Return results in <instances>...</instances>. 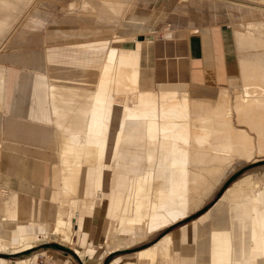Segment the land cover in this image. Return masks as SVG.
<instances>
[{"label":"crops","instance_id":"0c3cea01","mask_svg":"<svg viewBox=\"0 0 264 264\" xmlns=\"http://www.w3.org/2000/svg\"><path fill=\"white\" fill-rule=\"evenodd\" d=\"M77 1L79 0H38L34 6V11H37L44 17H52L53 14L50 13V10H52L53 4H57L60 10L65 8V10L77 12V9L70 8V3ZM137 1L135 0V2ZM177 5V20L168 19L169 21H166L169 25V33H167L169 36L166 37L165 30L154 37L148 34L145 35V33L141 36L139 35V38H141L139 49L140 67L144 75H149L150 71L152 72L150 73V79L154 80V88H157L158 85L164 86L165 84L179 85L180 89L187 88L182 90L187 93L190 113L196 117L212 118L225 95L230 100L234 96L233 94L239 93V90L242 89L245 83H251V86L263 84L264 78L262 77V73L264 74V70H261V68L263 67L264 69V34L259 31H263L264 33V30H261L259 27L258 31L257 29H252L253 31L250 32L251 28L246 25L252 23V21H248L245 23L246 25L241 26L229 18L218 19L216 14L215 17L212 14V11L215 9L212 7L208 8V13L203 8L201 16L197 19L185 18L188 15L186 10L192 9L188 8L190 4L178 2ZM192 7L195 8V6ZM165 11L169 12L162 8L161 12L164 13ZM71 13L69 12L68 14ZM121 15L120 11L115 16L109 14L107 16L100 15L102 17L92 16V18L94 22H98L99 17V21H104L103 18L105 17V21H107L108 17L115 18L117 16L115 20L119 22L117 18L121 17ZM74 19L69 15L66 16L65 27L67 29L77 24ZM89 20L90 16L84 18L82 26L85 28H81L82 33L88 30ZM117 22L115 21V23ZM135 22L138 21L136 20ZM163 24H165L164 20L162 21ZM247 30L249 32L246 33ZM254 31L260 34H254ZM134 38V40L137 39L136 37ZM122 39L126 40L125 37L115 34L106 38L83 39L60 44L55 47L49 46L46 51V64L42 72L28 67L19 68L8 65L6 67L0 63V239H11L12 236L18 238L34 235L41 231V226L44 224L51 225V228H53L54 225L52 224L56 223L60 215H63V218L66 219L70 214H73L74 209L70 206V200L65 199L62 194L65 186L63 187L64 182L60 178H63L64 174L62 173H64V168H60L62 166H59L61 165L59 161L62 165L64 163L60 158L59 151H62V156H67V153L69 156H74L72 153L69 154L67 148H64L67 146L65 145L67 143V147L71 148V145H69L71 142L67 141L74 140V137L78 141L80 139L87 140L88 135L85 133L87 124L90 122L89 114L93 108L92 106H94L93 95L96 93L94 89L96 91L99 90L98 87L101 84L99 82L104 75V66L107 65L108 58L112 53V46H118L122 42ZM260 39L263 40H261L262 44L260 43ZM134 40L131 41L132 47L135 46ZM256 43H259L261 46H258L259 44ZM119 52L117 55H121ZM260 54L261 56H259ZM244 57H246V60ZM241 61L246 62V67L251 63V67L246 68V70L253 68L251 69L253 72V70L259 68L263 72L260 73L257 69V71H254L255 73L257 72L256 75L253 73L254 76L248 73L251 78H254L251 81L248 74L246 75L245 69H242L245 68V66L242 67L245 64ZM252 64L253 66H257V68L255 66L254 68ZM258 64L261 68L258 67ZM89 69H94L95 71L94 77L91 80L87 79ZM116 70L117 75L116 73L115 75L118 76V84H114L110 90L114 91L113 101L117 106V104H125L126 100L125 95L122 93L120 82V74L122 75V72L121 69L116 68ZM144 71L148 74L144 73ZM242 75L244 78H242ZM246 76L249 78L248 80ZM255 76H257V80ZM259 76L263 80H261L262 78L259 79ZM258 79L261 81H259L260 83ZM253 81L257 84L253 83ZM184 85H187V87H184ZM135 95L131 94L128 96L130 105L137 102L138 96ZM119 96L122 97L121 100H119ZM71 113L74 118H72ZM118 116L117 119H120L119 114ZM68 117L71 119L69 120ZM113 121L110 123L111 138L120 120H117L114 126ZM65 126L68 127V130ZM58 127H62L63 129L60 128V130H63V132L59 131ZM66 132L70 134L68 137ZM73 135L76 136L73 137ZM78 135L79 137H77ZM84 135L87 137L84 138ZM110 137V145L108 143L110 151L107 150L105 153V155L108 153L109 157L112 156L110 146L113 141ZM143 139L144 137L141 138V140ZM60 140L63 141L61 142ZM82 140L79 142L85 141ZM62 143L65 144L63 145ZM84 143L86 141L77 146L75 154L78 153V156L94 155L93 157L100 155L98 147H89L90 150L87 148V143L86 145ZM44 147L55 148L56 159L54 161L51 159L50 154L43 150ZM65 149L67 150L65 151ZM142 149L146 150V147ZM74 150L76 151L75 148ZM79 150L81 151L79 152ZM197 151L199 152L200 150L193 149V151L190 150V153L195 154L196 152L197 154ZM192 153L190 154L191 157L189 155V161L191 162L193 158V163H189L188 174H190V170L194 174L196 172L195 169L199 167L201 168L200 171L198 168V173L194 174L196 178L200 172L204 171L200 165L202 152H199V155L197 154L200 158L196 154L194 158V154ZM57 158H60V160ZM105 162L110 164L109 162L111 161L108 159V161L104 160ZM60 171L62 172L60 173ZM106 174L108 175L107 180L111 182L107 180L106 183L104 182ZM190 176L188 178L189 180L191 179L190 182L188 180V188L190 190L194 188V192L193 190L188 191L191 194L188 195L190 196L191 206H189L187 217L194 215V218L188 219L189 221L185 222L184 220L187 217H184L180 221L177 220L175 223L172 222V224L155 231V234L162 231L155 238L156 242H152L151 246L141 251H138L139 249L125 251L127 246H134L147 237L140 234L137 230L135 231V235L139 237L132 236L131 238V235H124L121 241L117 237H121L122 235H116L119 220L123 217L130 218L133 215L132 197L137 186V176L130 175L126 179L114 181L112 171L105 172L101 187L103 193L109 195L110 199H103L104 203L101 209L97 205L98 201L90 205L89 200H83L84 204L79 207L72 220L75 234L73 240L77 242L81 251L84 252L85 259L95 261L92 264H151L148 260L139 259L138 254L152 248L166 236L168 238L170 236L171 245L169 244L167 251L162 252V254L159 253L154 264H264V227L263 225L261 226L260 218L252 207V198L249 196L243 197L241 201H235L232 205L219 207V200L222 199L226 190L216 203L204 212L212 204L204 206L206 199L211 197L213 191H211L205 200L202 197L198 198L196 196L199 194H201L199 196H202V188L200 189V187L203 184L204 186L202 187H207L209 184H211L209 186L213 187L212 183L206 185L208 181L200 179L202 175L197 180L194 176ZM192 182L195 184L193 183V185ZM209 182H211V179ZM197 185L200 186L197 187ZM82 187L85 188L86 198H92L94 185L88 183L85 186L82 185ZM190 187L193 188L191 189ZM196 187L198 190H196ZM112 188L115 190H112ZM118 189L124 190L122 191V197H119L116 208ZM196 191H199L197 192L199 194ZM62 198L63 200H61ZM127 198H129L128 204L126 203L122 208L123 199ZM191 199L197 201L193 202L194 200L192 201ZM199 200L203 203H200ZM66 202L68 205L70 204V208ZM58 204L62 205L59 206ZM192 206L195 207L191 210ZM199 207L201 209L198 210ZM195 208L197 209L195 210ZM97 209H99V212ZM109 210L115 211L116 218L112 222V225L107 226L102 216L108 213ZM216 210H218L217 213L215 212ZM68 212L70 213L68 214ZM96 212H98L97 216H95ZM214 212L219 216H216ZM64 215L66 216L64 217ZM206 215H209V219ZM202 217L205 219H202ZM214 225L215 227L217 226V229H215ZM51 228L50 230H52ZM113 235L114 238H112ZM215 235L220 237L214 239L216 238ZM213 236L215 237L213 238ZM221 237L224 238H222L224 241ZM60 248H62L60 251L64 255L57 254L56 259L59 264H84L72 248H66L63 245ZM161 249L164 250L163 247ZM224 253L229 254V256L227 255L226 257L225 254L224 257ZM167 254V257H163ZM67 255H71L73 258L70 259ZM2 256L5 258L0 257L3 261L0 264H9L10 258L13 257L8 254H2ZM17 264H20L19 260Z\"/></svg>","mask_w":264,"mask_h":264},{"label":"bare ground","instance_id":"6f19581e","mask_svg":"<svg viewBox=\"0 0 264 264\" xmlns=\"http://www.w3.org/2000/svg\"><path fill=\"white\" fill-rule=\"evenodd\" d=\"M32 1L33 0H0V44L4 43V40L6 41V38L11 31L13 32L16 24L19 22L21 17L24 15L26 10H28V7L32 3ZM132 2L133 0H79L75 3L74 2L70 3L71 4L70 8L77 9L78 13L79 12L87 13L90 16L92 15L95 17H98L100 15L107 16L109 14L115 16V14H117L120 11L122 14L125 13L127 9H129ZM261 2H264V0H262ZM261 2H258V3L263 5ZM260 4L258 5L260 6ZM100 17L98 18L99 20H100ZM105 18H103L104 22H106ZM108 18L111 19V17H108ZM115 21L117 22V20ZM262 21L264 22V20ZM260 24H262L260 21H256L253 23H248L247 25L245 24V25L251 28V30L248 29L249 27L247 28L251 32L253 31L252 29L254 28L256 29V27H259ZM248 30L246 31V33L249 32ZM258 30L259 29H257V31ZM84 32H87V31H84ZM237 32H240V31H237ZM259 32L264 34L263 31H259ZM259 32L254 31V34L256 33L257 35H259L260 34ZM165 35L166 37L169 36V34H165ZM256 37L257 36H255V38ZM256 39H258V37ZM261 40L262 39H260V41ZM244 41H245V37H244ZM248 41L250 40L248 39ZM262 41L260 42L261 44H262ZM125 42L126 41L122 39V42L118 46H115V47L112 46V53L109 56L108 61L106 60L107 65L104 66L105 67L104 75L101 81L99 82V84L101 83L100 86L97 83V85L99 86L98 87L99 90L96 91L94 89V91L96 92V93L94 92L95 95H93L94 96V106H92L93 108L91 109L90 114H89L90 122L89 124H87L88 125L87 129L85 128L86 129L85 134L88 135V138L87 140L86 139H83V140L86 141L88 145L87 148L98 147L99 148L98 151L100 155L93 157L94 155L93 156L92 155L91 156H80V155L78 156L77 155L78 153L75 154L77 152V148H78L77 146L85 142L82 139L80 140H82L83 142H79L80 140L78 141L76 137H74L77 134L73 135L74 140L72 139V140L67 141V142H71V144H69L71 145V148L67 147L68 146L67 142H66L67 144L64 143L65 145H67L66 147L63 146L64 145L63 143H62L63 145L60 144L64 148L68 149L69 154L70 153L74 154V156L73 155L69 156L67 153V156H62L61 155L62 151H59L60 158L62 162L64 163V165H62L60 161H59V164L61 165L57 163L59 166H62L60 167L61 169L64 168V173H62L64 174L63 178H60L63 180L65 184V185L63 184V187L64 186L65 187L64 188L62 187L63 188L62 194L65 199L70 200L71 205L70 204L69 205L72 206L74 209L73 214H70L69 217L66 219L63 218V215H60L59 217L57 215L58 218H57L56 223L52 224L54 225L53 228H51V225L44 224L41 226V231L34 235L23 236V237H18V238H15L12 236L11 239H0V254H8V251L13 252V250H16V252L14 251L15 253H21V254L26 253L28 251H32L38 247V244L41 241L44 242L45 236L51 233L50 236H55L57 238L56 241L58 239L61 241H66V244L64 243L65 246L69 245V248L73 249V251L84 262V264H92L95 261L91 259H85L84 252L81 251V249L77 245V242L73 240V237H75V234L73 230L74 226H73L72 220L75 216V213L79 210V207L84 204L83 200L85 201L89 200L90 205H92L99 200H103L104 198L110 199L109 195L103 193L102 187H101L102 186L101 183L103 182V176L105 172L108 173V171H112L114 181L115 180L117 181L118 179L119 180L126 179L130 175L137 176V181H136L137 186L133 192V197H132V205L134 208L133 215L130 218H125V217L121 218L119 220V224H117L118 228L116 230V233H117L116 235L117 236H119L120 234L122 235L121 237H117V239L119 238L122 241L123 239L122 237H124V235H131L130 236L131 238L132 236L136 237L137 236L135 235L136 230L140 234L145 235L146 237L148 234L155 233V231H158L159 229H162L172 224V222L175 223V221L177 220L180 221V219L187 217L189 213V206H191L190 199H189L190 196H188L191 194L188 193V191L193 190L194 192L193 187H190L191 189L193 188L192 190L188 188L189 187L188 178L190 174L194 176V174H197L198 170L200 171L201 169L199 167H198L199 169L197 168L198 170L195 169L194 167L195 165L193 164L194 166H192V168L194 167L193 169H195L197 173L193 171L195 172L193 174L191 173V170H190V174H188L189 167H190L189 163H193L192 162L193 158L191 159V162L189 161L191 157L190 154L192 153V152L190 153V150L193 151V149L194 150L198 149L200 150L199 152H201L202 150L203 153L200 156L201 158L198 156L199 152L197 151L198 155L195 152V154L200 158V161H202V163L203 162L206 163L207 158H208L206 165L211 163L208 166H213V165L216 166V168L214 166L212 167L213 168L212 173L210 172L211 167L208 168L207 166L205 169L206 171L207 169H209L210 171L208 172L211 173L209 176L213 174V177H214V173H213L214 168H215L216 173L219 171V174H220L221 170L222 172H224L225 171L224 169H226L228 165L230 166L233 161L241 162L242 161L241 159H243L244 162L254 163V162L259 161L257 158L264 156V87H263L264 82H262L263 84L261 85L258 84L259 86L255 84L254 86L253 83L257 82L256 81L257 76H255L256 82L253 81L252 83L253 86L250 85L251 83L250 84L245 83L243 85V80H242V85H243L242 89L239 90L238 94H233L234 96L231 97L232 98L231 101H229L227 98V95H225L224 96L225 98L220 102L215 112V115L212 118L196 117L190 113V106H189L187 93L183 91L187 88L180 89V86L175 85V84L174 85L165 84L164 86L158 85L157 88H154L153 87L154 80H152V78L150 79V76H151L150 73L152 72L150 71L149 75L143 74V70L141 69L140 62H139L140 60L139 59V49H140L141 39L137 38L136 40H134L135 42L134 47L129 46ZM256 44H259V43H256ZM251 45H254V44H251ZM258 46H261V45L259 44ZM118 52L121 53V55L119 54L117 55ZM259 56H261V54ZM245 58L246 57H244V59ZM258 61L260 62V60ZM249 62H252V61H249ZM245 63L243 62V64ZM247 63H248V60H247ZM254 63H257V62H254ZM250 64L247 67L245 64L242 66V67L245 66V68H242V67L241 68L243 70L245 69L246 75L248 73H250V75L251 74L253 75V73L256 75L257 72L255 73L254 71L255 70L257 71V69L260 71V69L254 65L257 69L253 70V72L251 70L253 68L246 70V68L251 67ZM258 67H260L259 64H258ZM116 68L121 69L122 75L124 77H126L127 75L125 79H123L122 77L121 81L119 80L121 83H123L122 80H125L124 82L127 83L126 85H123L125 87L124 89H122V93L125 95L126 102L123 105L117 104V106L119 107L118 114L120 115V119H117V120H120V122H119L117 129L115 130L113 137L111 138L110 137V123L111 121H113V116L115 115L117 106L113 101V96L115 95V94L113 95L114 91H111L110 89H112L114 84L116 85L118 84V76H116L117 75ZM123 70H128V72L124 74V72L126 71H123ZM261 70H264L263 67L261 68ZM147 72L144 71V73H147ZM262 72L263 71H260V73ZM243 75H242V78H244ZM262 75H263L262 77L264 78L263 73ZM248 77H250L249 74H248ZM248 77H247V80L249 79ZM262 77L259 76V79H261ZM252 78L250 77L249 80H251ZM263 78L261 80H263ZM259 79H258V82L260 81ZM79 87H81V85H79ZM184 87H187V85L186 86L184 85ZM131 94H136L138 96L137 102L133 103L132 105H130L128 101V96ZM71 116H72V113H71ZM72 118L74 117L72 116ZM234 118L236 119L238 126L245 125L246 127L238 128L236 127L237 125L234 126V123L232 122ZM68 119L70 120L71 118L68 117ZM81 124H82V121H81ZM76 125H77V122H76ZM60 128H59V131L63 132V130H60ZM66 129L68 130V127H66ZM252 133L253 134L255 133V134L252 135ZM68 135L70 134H67V137ZM77 137H79V135ZM86 137L87 136L84 135V138ZM109 137L111 140H113L110 146L111 151H112L111 152L112 156L109 157L111 161L109 162L110 164H107L106 162L105 164L104 159L105 157H107L105 153L108 150V142L110 141ZM142 137H144L143 140H141ZM66 140H68V138H66ZM86 143L84 144L86 145ZM81 146H84V145H81ZM144 147H146V150L142 149ZM74 148L76 149V151L74 150ZM67 149H65V151ZM80 151L81 150H79V152ZM195 154L193 155L194 158H195ZM63 155H66V154H63ZM60 158L59 159L57 158V159L60 160ZM213 160L216 161V162L214 161L215 164H212L211 161ZM61 172L62 171H60V173ZM219 174L217 173L218 176ZM200 175H204V173L202 174V172H200V174L197 176L200 177ZM205 176L206 175H204V177ZM218 176H217V179H218ZM198 177L195 178L194 176L196 180ZM202 177H200V179ZM110 179H113V178H110ZM208 179L210 180V177ZM212 179H211V182H212ZM209 180H207L208 182H206L207 183L206 185H208V183H211L209 182ZM194 182H192V184ZM88 183H92L94 185L92 198L90 199L86 198L87 194L85 193V188L82 187V185L85 186ZM214 184L215 183H213L212 186H214ZM256 184L257 183L254 182L251 175L246 176V177L243 176L239 178L228 189L227 188L224 189V191L226 189L227 191L225 192L222 199L219 200L218 206L226 207L227 205H232L233 202L235 201H239V200L241 201L243 197L249 196L252 198V201H251L252 207L260 218L261 226L263 225L264 227V223H263L264 222V188L257 189L258 187H256ZM201 185H202V182H201ZM209 185L207 187H202L204 186L203 184L200 187V189L202 188L201 190L203 192L202 196H199L201 194L197 193L200 191L199 189V191H196V193L199 194L196 197L198 198L202 197V199L205 200V198L209 196V193H211L210 190L212 188H210L211 186ZM199 186L197 185V187ZM112 190H115V189L112 188ZM123 190L124 189H118V192H117L118 198L115 204L116 208L118 206L119 197H122ZM196 190H198V188ZM221 195L217 199H219ZM195 199H193L194 201L192 199L191 200L193 202H196L197 200ZM61 200H63V198ZM128 201H129V198L123 199L122 208L124 207L126 203L128 204ZM200 203H203V202L200 201ZM194 207L193 206L192 208L190 207L191 210ZM196 209L197 208H195V210ZM199 209L201 208L199 207L198 210ZM217 211L218 210H216L215 212L217 213ZM69 213L70 212H68V214ZM210 215H213V214H210ZM215 215L217 216L218 214H215ZM65 216L66 215H64V217ZM203 218L204 217H202V219ZM216 227L215 229H217ZM50 228L52 230H50ZM211 230H212V226H211ZM215 236H213V238ZM218 237L216 236V238L214 239H217ZM51 238H54V237H51ZM222 238L223 237H221V239ZM45 243L47 242L45 241ZM169 244L171 245L170 236L169 238L166 236L163 240H160L152 248L148 249L146 253L138 254V258L148 260L151 264H154V262H156L157 256H159V253L162 254V252L167 251ZM161 247H163L164 250H162ZM46 252L47 251L32 252L28 256H24L23 258L25 259L20 261V264H27L30 259L36 258L38 254L44 255L46 254ZM225 254L226 253L223 254L224 257H225ZM227 255L229 256V254H226V257ZM167 256L168 254L163 257H167ZM0 262H3V261L0 260Z\"/></svg>","mask_w":264,"mask_h":264},{"label":"rangeland","instance_id":"374dc122","mask_svg":"<svg viewBox=\"0 0 264 264\" xmlns=\"http://www.w3.org/2000/svg\"><path fill=\"white\" fill-rule=\"evenodd\" d=\"M37 1L38 0L32 1V3L28 7V10H26V12L24 13L25 16L23 15L24 17L23 16L21 17L22 20L21 19L19 20L20 23L18 22L16 24L17 27L15 26L13 32L11 31L8 34L6 41L4 40V43L0 44V63L3 64L4 66L6 65L16 66L19 68L28 67L30 69L38 70L39 72H42L46 64V51H47V47L49 46L55 47L60 44H65L77 40L110 37L115 34L125 37L126 39L125 43L131 46V41L135 39L134 37L139 38V35L141 36L144 33L145 35L148 34L149 36L154 37L157 34H161V32L165 30V34H167L169 33L168 30L169 25L166 23V21L168 22L169 20H174V21L177 20L178 2L188 3L191 5V6L189 5L188 8L190 9L192 8V9L186 10V13H188V15H186L185 18L189 17L190 19H197L201 16V13L203 12V8H205L208 13V8L212 7L215 8L214 10H216V11L213 10L212 14H214V17L217 15L218 19L229 18L237 22L241 26H243L248 21H255V22L260 21L262 24H264V22L262 21L264 20V2H261L262 0H138L137 2L133 0L129 9H127V11L123 13L121 17L120 16L118 17L119 22L117 23H115V18H111V19L108 18L106 21L107 23L104 21H98L94 23L93 18L91 17L92 15L90 16L87 13H81V12H79L80 13L79 14L71 10L69 11L65 10V8L60 10L57 4L55 5L53 4L52 10H50V13L53 14L52 15L53 18L51 16L44 17L42 14L38 13L37 11H34V6ZM258 2H261L263 5H261ZM258 4H260V6ZM192 6H195V8ZM162 8L166 9L169 12L166 11L164 13L161 12ZM67 12L68 13L72 12V13L68 14ZM68 15L75 18L74 20L77 22L76 25H73L69 29L65 27V19L66 16ZM87 15L90 16L89 29L87 30V32H84V34H82L81 32V28L83 27L82 23ZM136 20L138 22H135ZM163 20L165 21V24L162 25ZM262 24H260L259 27L261 28V30H264V25ZM259 27H256V29H259ZM123 71H126L124 72V74L128 72V70H123ZM94 73H95L94 69H89V73H87V79L91 80L94 77ZM122 77L123 79H125L127 75L126 77L121 75V79ZM124 81L125 80H122L123 82L121 83L122 86L127 84ZM124 87L125 86H123L122 89H124ZM235 94H238V92H236ZM118 98L119 100L122 99L121 96H119ZM231 99L229 101H231ZM118 111H119V107L117 106L115 115L113 117L114 118L113 126L117 122ZM232 122L234 123V126L238 124L235 118L233 119ZM236 127L245 128L246 126L237 125ZM254 134L252 133V135ZM108 143L110 145V141ZM43 150L47 151L50 154V157L51 159H53V161L56 159L54 147H44ZM106 156L107 157H105L104 160L108 161L109 154L107 153ZM257 159L259 161L254 163L244 162L243 159H241L242 163L240 161L239 162L233 161L230 166L228 165L229 167L227 166L228 168L226 166H225L226 169H224L225 167L222 168L225 170V171L223 170L224 172H222L221 170L219 174V171L217 170L219 176L217 175L214 168L215 171V172L213 171L214 177L212 174L211 175L212 177L210 176V179L213 178L212 182L216 180L217 184H215L213 187H210L212 188L210 191L213 192L211 197L205 201L204 206H209L214 200L215 201L208 208H206V210H208L213 204L216 203V201L218 200L217 194L220 192V190L224 188V185L226 183H228L226 187L228 189L235 181H237L239 178L243 176L246 177L251 175L254 182L257 183L256 184V187H258L257 189H263L264 188V156ZM207 161L206 163L203 162L204 164L201 161V166L203 165L202 169L204 167L203 169L204 171H202V174L204 173V175H206L205 177L204 175H202L203 176L202 179L204 178L206 181L209 178V175L211 174L208 171L213 170L212 167L214 166V165L208 166L211 163L206 165ZM214 161L215 160L211 161L212 164H215ZM207 166L208 168L211 167V169L210 170L207 169L206 171L205 169ZM217 176L218 179L220 177L219 180L217 179ZM105 177L106 178L104 179L106 183L108 175L106 174ZM103 203H104L103 200H99L97 202V205L100 209L102 208ZM97 211L99 212V209H97ZM98 212H96L95 216H97ZM102 217L104 218L103 220H105V225L110 226L112 225V222L116 218V213L114 210H109L108 213L104 214ZM193 218L194 215L192 216L190 215L184 221L186 222L189 221L188 219H193ZM181 224L183 225V223ZM161 232L162 231H159L157 234L155 233L148 234L145 240H143L140 243H137L134 246L133 245L127 246L125 251H130V249L133 250L139 249L138 251H141L151 246L153 243L156 242L155 238L158 237L161 234ZM50 235L51 233L45 236L44 242L41 241L39 243L41 245L38 244V247L32 251H28L22 254L15 253L16 250H13V252L11 251L12 253L8 251V255L13 256L12 258H10L11 260L9 264H17L18 260L19 261L24 260L25 259L23 258L24 256H28L30 253L35 251L36 252L47 251L46 254L54 258H56L57 254L64 255L63 252L60 251V249L62 248L59 247H61V245L65 246L66 241H61L59 239L56 241L57 238L55 236H50ZM112 238H114V235L112 236ZM45 241L47 243H45ZM66 247H69V245H66ZM147 251L148 250L142 251L139 254H144ZM67 256L70 259L73 258L71 255H67ZM0 257L5 258L4 256H2V254H0ZM60 258L62 259V257ZM0 260L2 259L0 258Z\"/></svg>","mask_w":264,"mask_h":264},{"label":"built area","instance_id":"2783aa9c","mask_svg":"<svg viewBox=\"0 0 264 264\" xmlns=\"http://www.w3.org/2000/svg\"><path fill=\"white\" fill-rule=\"evenodd\" d=\"M27 264H59L56 258L47 254H38L36 258L30 259Z\"/></svg>","mask_w":264,"mask_h":264},{"label":"water","instance_id":"95a60500","mask_svg":"<svg viewBox=\"0 0 264 264\" xmlns=\"http://www.w3.org/2000/svg\"><path fill=\"white\" fill-rule=\"evenodd\" d=\"M139 39H141V38H139ZM227 184H228V183H226V184L224 185V188H223L222 190H220V192L217 194V198L222 194V192L224 191V189L227 187ZM214 201H215V200H214ZM214 201H213V202H214ZM213 202H212V203H213ZM59 248H60V247H59Z\"/></svg>","mask_w":264,"mask_h":264},{"label":"trees","instance_id":"16d2710c","mask_svg":"<svg viewBox=\"0 0 264 264\" xmlns=\"http://www.w3.org/2000/svg\"><path fill=\"white\" fill-rule=\"evenodd\" d=\"M184 223V222H183Z\"/></svg>","mask_w":264,"mask_h":264}]
</instances>
